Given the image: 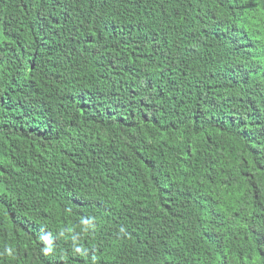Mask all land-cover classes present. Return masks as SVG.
<instances>
[{"label":"trees","instance_id":"16d2710c","mask_svg":"<svg viewBox=\"0 0 264 264\" xmlns=\"http://www.w3.org/2000/svg\"><path fill=\"white\" fill-rule=\"evenodd\" d=\"M0 264H264V0H0Z\"/></svg>","mask_w":264,"mask_h":264}]
</instances>
